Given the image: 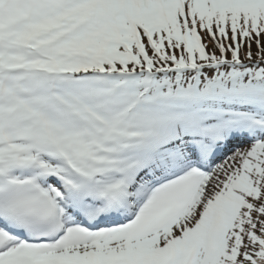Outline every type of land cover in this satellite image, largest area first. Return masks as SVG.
<instances>
[{"label": "snow or ice", "instance_id": "1", "mask_svg": "<svg viewBox=\"0 0 264 264\" xmlns=\"http://www.w3.org/2000/svg\"><path fill=\"white\" fill-rule=\"evenodd\" d=\"M0 264H264V0H0Z\"/></svg>", "mask_w": 264, "mask_h": 264}]
</instances>
